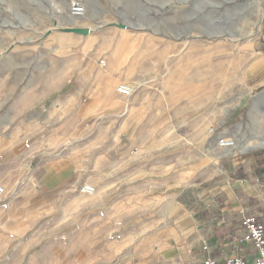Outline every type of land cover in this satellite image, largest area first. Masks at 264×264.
<instances>
[{
    "label": "rangeland",
    "instance_id": "374dc122",
    "mask_svg": "<svg viewBox=\"0 0 264 264\" xmlns=\"http://www.w3.org/2000/svg\"><path fill=\"white\" fill-rule=\"evenodd\" d=\"M70 1L0 0V178L9 182L0 197L27 185L20 176L42 145L116 158V176L86 173L94 194L76 184L53 195L34 225L68 242V258L46 247L44 264H138L146 239L167 229L157 198L143 194L144 160L183 168L235 145L264 150V85L253 88L264 68L249 75L264 0H77L81 16ZM123 83L128 96L116 91Z\"/></svg>",
    "mask_w": 264,
    "mask_h": 264
},
{
    "label": "crops",
    "instance_id": "0c3cea01",
    "mask_svg": "<svg viewBox=\"0 0 264 264\" xmlns=\"http://www.w3.org/2000/svg\"><path fill=\"white\" fill-rule=\"evenodd\" d=\"M253 50L258 54L249 75L264 68V43ZM262 85L264 76L254 82L253 88ZM81 115L84 116L83 111ZM62 147L57 142L35 150L37 157L30 162L27 175L20 176L28 178L27 185L11 190L12 196L20 198L0 197V264H44L46 247L49 255L60 251L59 256L68 258L66 238H45L38 233L34 225L37 206L54 200L50 198L53 195L70 194L76 184H80L79 192L82 184L92 185L83 182L88 172H95L99 178L111 171L112 177L116 176L121 162L116 158L110 160L100 155L90 162L84 154H79V148L77 152L71 149L65 153L58 151ZM237 147V151L230 152L222 149L215 163L207 161L190 167L166 165L159 155L156 163L148 159L142 162L140 177L146 185L143 194L152 202L157 198L156 211L162 215L157 226L163 221L167 229L146 239L147 248L138 264H200L206 256L246 257L251 247H243L239 242L242 217L253 214L264 222V150ZM129 164L130 161H125V165ZM2 181L6 187L9 185L0 178L1 184ZM9 193L7 190L6 194ZM169 206L171 211L166 214ZM51 237L54 240H49ZM58 242L59 248L55 244Z\"/></svg>",
    "mask_w": 264,
    "mask_h": 264
},
{
    "label": "built area",
    "instance_id": "2783aa9c",
    "mask_svg": "<svg viewBox=\"0 0 264 264\" xmlns=\"http://www.w3.org/2000/svg\"><path fill=\"white\" fill-rule=\"evenodd\" d=\"M69 11L73 16H81L84 14V6L77 0L69 2ZM102 64H105L102 61ZM116 91L123 96L131 94V87L128 84H119ZM217 144L223 148L234 146L232 139L219 137ZM4 186L0 183V196L4 194ZM80 192L92 194L94 187L90 184H82ZM242 234L239 242L243 247H251V251L246 255H232L224 257H209L206 256L201 260V264H264V224L257 215H245L242 217ZM206 250L207 246H203Z\"/></svg>",
    "mask_w": 264,
    "mask_h": 264
},
{
    "label": "bare ground",
    "instance_id": "6f19581e",
    "mask_svg": "<svg viewBox=\"0 0 264 264\" xmlns=\"http://www.w3.org/2000/svg\"><path fill=\"white\" fill-rule=\"evenodd\" d=\"M86 2L87 3H91V1L90 0H85V6H86ZM77 20V18L76 17H74V18H70V22L73 24V23H75L76 24V21ZM258 27H259V25L258 24H254V27L251 29V30H249V33H253L254 32V30H257L258 29ZM62 28H63V26H62ZM82 28H84V27H82ZM130 87H131V85H129ZM131 89H132V87H131ZM258 145H264V140L262 141V142H258ZM235 148L237 147V145H235L234 146ZM234 148V149H235ZM233 148L231 149H226V151H228V152H230L231 150L233 151L234 150Z\"/></svg>",
    "mask_w": 264,
    "mask_h": 264
},
{
    "label": "water",
    "instance_id": "95a60500",
    "mask_svg": "<svg viewBox=\"0 0 264 264\" xmlns=\"http://www.w3.org/2000/svg\"><path fill=\"white\" fill-rule=\"evenodd\" d=\"M72 30L76 31V32H81V33H87L88 32L87 28H72Z\"/></svg>",
    "mask_w": 264,
    "mask_h": 264
},
{
    "label": "trees",
    "instance_id": "16d2710c",
    "mask_svg": "<svg viewBox=\"0 0 264 264\" xmlns=\"http://www.w3.org/2000/svg\"><path fill=\"white\" fill-rule=\"evenodd\" d=\"M263 224H264V222H263Z\"/></svg>",
    "mask_w": 264,
    "mask_h": 264
}]
</instances>
